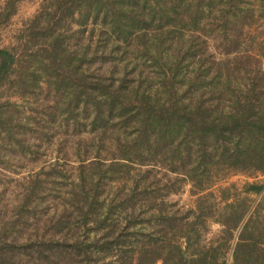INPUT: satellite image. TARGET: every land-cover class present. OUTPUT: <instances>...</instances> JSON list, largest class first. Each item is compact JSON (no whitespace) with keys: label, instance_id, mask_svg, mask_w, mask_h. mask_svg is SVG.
Here are the masks:
<instances>
[{"label":"trees","instance_id":"16d2710c","mask_svg":"<svg viewBox=\"0 0 264 264\" xmlns=\"http://www.w3.org/2000/svg\"><path fill=\"white\" fill-rule=\"evenodd\" d=\"M23 1L0 264H264V183L222 184L264 176V0H40L2 44Z\"/></svg>","mask_w":264,"mask_h":264},{"label":"rangeland","instance_id":"374dc122","mask_svg":"<svg viewBox=\"0 0 264 264\" xmlns=\"http://www.w3.org/2000/svg\"><path fill=\"white\" fill-rule=\"evenodd\" d=\"M38 2H40V0H25L22 3H20L19 14L14 19L12 26H10L5 30L3 34L4 40L2 44L8 45L11 43V41H13V37H12L14 34L13 30L17 27H20L22 22L26 18H28L29 15L35 12ZM252 182L264 183V176L262 175L249 176L244 174H235L229 176L227 180L222 182V184L236 183L239 186H243L246 183H252ZM177 199L181 201V205L183 204L187 205L191 203V198L189 195V186L186 187L185 192H183L181 196H178ZM157 264H162V263L159 262Z\"/></svg>","mask_w":264,"mask_h":264}]
</instances>
